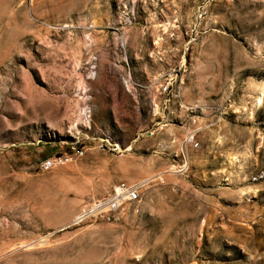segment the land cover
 Listing matches in <instances>:
<instances>
[{
    "label": "rangeland",
    "instance_id": "1",
    "mask_svg": "<svg viewBox=\"0 0 264 264\" xmlns=\"http://www.w3.org/2000/svg\"><path fill=\"white\" fill-rule=\"evenodd\" d=\"M0 264H264V0H0Z\"/></svg>",
    "mask_w": 264,
    "mask_h": 264
},
{
    "label": "built area",
    "instance_id": "2",
    "mask_svg": "<svg viewBox=\"0 0 264 264\" xmlns=\"http://www.w3.org/2000/svg\"><path fill=\"white\" fill-rule=\"evenodd\" d=\"M169 86H162L160 92H168ZM168 101V99L165 100L164 108L167 107ZM190 139L188 141H192L193 137L191 136ZM83 154L82 146L74 147L72 152H56L42 159L39 168L48 171L69 163L73 158H79ZM139 189L140 186L137 182L118 181L107 192L89 197L82 205L77 219L81 223L89 220H113L126 206L133 205L137 201L140 197Z\"/></svg>",
    "mask_w": 264,
    "mask_h": 264
},
{
    "label": "bare ground",
    "instance_id": "3",
    "mask_svg": "<svg viewBox=\"0 0 264 264\" xmlns=\"http://www.w3.org/2000/svg\"><path fill=\"white\" fill-rule=\"evenodd\" d=\"M261 98H262V97H261ZM260 101H261V100H260ZM138 199H139V198H138ZM138 199H137V200H138Z\"/></svg>",
    "mask_w": 264,
    "mask_h": 264
}]
</instances>
